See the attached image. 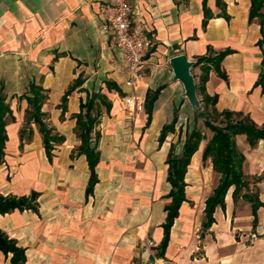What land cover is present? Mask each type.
<instances>
[{
    "label": "crops",
    "instance_id": "1",
    "mask_svg": "<svg viewBox=\"0 0 264 264\" xmlns=\"http://www.w3.org/2000/svg\"><path fill=\"white\" fill-rule=\"evenodd\" d=\"M130 1L153 39L131 86L125 83V60L104 27L102 0H0V83L13 117L5 126L0 194L38 193L37 211L0 213V228L24 248V264H264V223H258L264 205L254 223L244 189L234 198L230 186L224 205L214 209L212 224L202 227L205 201L216 186L207 194L201 187L215 172L210 158L202 160L206 142H200L190 158L186 199L170 227L164 253L158 254L165 205L171 200L165 163L171 143L168 135L158 143V136L175 109L180 125L196 110L184 97L182 84L173 79L169 58L183 53L195 61L207 46L230 49L221 61L226 79L210 70L205 93L217 95L218 111L241 112L257 126L264 125V83L254 85L261 70L263 49L257 41L262 33L258 18H248L250 0H223L228 18L220 16L215 0H206L213 16L204 28L202 0ZM191 73L198 82L200 66L191 67ZM77 78L80 82L74 84ZM106 80L115 82L121 93L108 89ZM33 84L46 95L41 104L44 120L64 136L54 145L51 159L38 127H23L30 109L26 95ZM157 87L145 127L146 91ZM94 92L106 95L111 107L100 112L95 127L100 132L98 180L86 195L90 170L86 156L76 152L80 140L75 114ZM124 97H132L137 106L132 117L124 110ZM234 140L245 156L242 171L249 191L264 204V139L251 145L244 134H237ZM150 253L152 263L146 260ZM10 256L0 250V264H12Z\"/></svg>",
    "mask_w": 264,
    "mask_h": 264
},
{
    "label": "trees",
    "instance_id": "2",
    "mask_svg": "<svg viewBox=\"0 0 264 264\" xmlns=\"http://www.w3.org/2000/svg\"><path fill=\"white\" fill-rule=\"evenodd\" d=\"M216 5L220 7V16L228 18L225 13V3L223 0H215ZM203 19L202 26H206L207 20L213 16L211 10L206 6V0H202ZM258 18L262 38L257 41V44L263 49V56L261 60V70L259 77L254 85L264 83V0H250V8L248 18ZM231 50L225 48L220 51H214L210 46H207V51L204 55L197 56L192 67L200 66L201 74L196 85L197 96L200 97V108L194 112L195 118H202L203 124L211 132V137L206 141L203 151L202 160L205 161L210 158L212 168L219 174L218 182L213 189L212 194L206 199L204 213L205 219L202 222V227H209L214 221L213 213L217 205H224V197L230 186H233L232 196L237 197V194L243 189L245 192L242 196L250 203L251 212L253 215V222L257 220V209L264 205L258 200L256 193L249 191L248 181L244 178L242 171V163L245 159L244 154L237 148L234 140L235 135L244 134L247 141L253 145L257 140L264 139V125L257 126L248 115L241 112L230 111L224 109L218 111L215 108L217 95L209 96L205 93L204 83L208 78L210 70H214L220 77L226 79V74L221 69V61ZM80 82L78 78L74 84ZM108 89H116L121 93L117 84L111 80L105 81ZM73 85L68 87L62 97V104L67 95L72 90ZM160 88L148 89L144 99V109L147 114L145 127L149 125L154 106V101L159 94ZM30 109L26 112L25 123L30 126L34 123L42 135V144L46 156L52 158V150L54 145L64 141V136L55 131L54 127L44 120V113L41 111L42 101L46 95L44 89L39 85H32L30 87V96L26 95ZM99 105H103L109 111L111 104L106 95L100 92H94L87 96L85 102L80 104V111L75 114V133L80 140L79 146L76 148L77 154H84L90 170L88 183L86 186V195L92 193L93 187L97 182V174L95 171L96 165L99 162L100 151L98 149V141L100 132L95 129L99 123ZM211 106V113L220 117L219 123L216 124L208 117L207 107ZM8 117L13 118L11 109L6 102V95L3 93V85L0 83V159L4 154V145L7 139L6 123ZM178 120L177 109H175L173 118L170 122L161 127L158 136V143H162L169 133H174L176 123ZM27 126V127H28ZM24 130H20V139H24ZM26 138H29L26 137ZM205 139L204 134L197 128L188 130L185 129L184 141L180 152H175L174 144L171 143L168 153L166 155L165 163L167 164L166 180L170 184V190L167 197H170V202L165 205L166 218L162 224L163 238L159 245V255L164 253L169 240L170 227L173 224L175 217L178 214V209L181 203L186 199L185 197V173L187 166L190 163L192 154L198 149L200 142ZM73 155V154H72ZM37 196L38 193L32 191L29 195H2L0 194V213L4 214L13 209H31L37 211ZM0 250L7 255L11 253L10 261L12 264H24L26 260L25 250L23 247L17 245L16 240L10 238L0 228Z\"/></svg>",
    "mask_w": 264,
    "mask_h": 264
},
{
    "label": "built area",
    "instance_id": "3",
    "mask_svg": "<svg viewBox=\"0 0 264 264\" xmlns=\"http://www.w3.org/2000/svg\"><path fill=\"white\" fill-rule=\"evenodd\" d=\"M99 12L105 29L113 34L114 44L120 50L128 72L125 83L133 85L141 68L142 59L153 46L152 36L143 28L130 0H102ZM132 97L125 99L133 109ZM152 246L153 242L148 241Z\"/></svg>",
    "mask_w": 264,
    "mask_h": 264
},
{
    "label": "rangeland",
    "instance_id": "4",
    "mask_svg": "<svg viewBox=\"0 0 264 264\" xmlns=\"http://www.w3.org/2000/svg\"><path fill=\"white\" fill-rule=\"evenodd\" d=\"M199 98L200 97H198V99ZM125 99H126L125 97L122 99V102L124 104V110L126 112H130L131 113L130 116L132 117V116H134V110L137 108V106L134 104L133 109H131L128 106V104L126 103ZM125 104L127 105L126 107H125ZM200 105H201V103H200ZM207 110H208V117L212 121H214L216 124H218L220 117H217L215 114L211 113V106H208ZM99 111L101 113H104L105 107L103 105H99ZM132 122H133V120H132ZM27 126L28 125L25 122H23V127L26 128ZM175 128H176L175 133L168 134V138L166 139L168 142L174 144L175 152H180V150H181V146H182V143L184 141V134H185L186 128L188 130H190L192 128H197L200 131H202V133L205 136V139H203L201 142H204V143L211 137V134H212V132L207 127L204 126L203 119L200 117L194 119V117L192 116L189 118V120L187 122L183 121L181 125L179 124V122H177ZM218 176L219 175L217 173L212 171L209 173L206 181L203 184H201L202 190L205 191L206 194L209 193L213 189V187L216 185L217 180H218ZM258 223H264V213H261V215L259 216ZM257 236H259V235H257ZM261 236H264V235H260V237Z\"/></svg>",
    "mask_w": 264,
    "mask_h": 264
},
{
    "label": "water",
    "instance_id": "5",
    "mask_svg": "<svg viewBox=\"0 0 264 264\" xmlns=\"http://www.w3.org/2000/svg\"><path fill=\"white\" fill-rule=\"evenodd\" d=\"M194 61L189 60L183 53L173 55L169 58V65L172 69L173 79L178 80L183 86V95L188 103L194 108H200V101L196 93V85L191 67ZM146 260L149 263L153 262L152 254H148Z\"/></svg>",
    "mask_w": 264,
    "mask_h": 264
}]
</instances>
